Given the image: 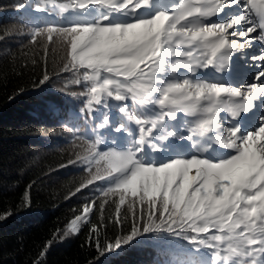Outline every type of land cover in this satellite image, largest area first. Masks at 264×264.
I'll return each instance as SVG.
<instances>
[{"label": "snow or ice", "instance_id": "1", "mask_svg": "<svg viewBox=\"0 0 264 264\" xmlns=\"http://www.w3.org/2000/svg\"><path fill=\"white\" fill-rule=\"evenodd\" d=\"M42 2L75 18L34 26L31 41L46 37L64 46L61 71L72 72V83L83 88L73 93L83 97L80 112L91 118L93 131L119 134L103 149L101 139L88 144L83 159L89 167L102 163L106 175L97 168L76 189L103 180L108 187L100 194L118 197L117 225L127 219L120 210L131 197L130 230L103 247L118 250L141 236L164 233L206 257L195 264H264V71L254 82L236 84L196 76L199 69L230 71L233 52L249 42L229 36L258 31L252 39L264 42V0ZM214 16L220 18L206 22ZM253 59L264 62V55ZM49 79L45 72L40 84ZM114 110L120 114L115 120ZM221 113L231 118L227 126ZM94 203L69 221L60 240L78 234L82 221L90 223ZM89 231L99 248L96 225Z\"/></svg>", "mask_w": 264, "mask_h": 264}, {"label": "trees", "instance_id": "2", "mask_svg": "<svg viewBox=\"0 0 264 264\" xmlns=\"http://www.w3.org/2000/svg\"><path fill=\"white\" fill-rule=\"evenodd\" d=\"M38 5L48 10L37 11ZM74 18L60 15L57 7L42 0H0V215L11 213L0 220V264H34L49 241L40 264H195L206 257L193 255L186 242L164 233L141 236L118 250L103 247L130 230L129 201L120 210V218L127 219L117 225L113 201L118 197L100 194L99 189L108 187L103 180L76 192L98 168L96 162L85 167L80 153L96 139H101L103 149L116 135L93 131L91 118L80 112L83 97L73 93L83 88L72 83V72L61 71L64 49L40 37L32 42L30 35L34 26ZM45 72L50 79L40 84ZM93 201L90 223L82 221L78 234L60 240L69 221ZM93 225L99 248L97 236L89 231Z\"/></svg>", "mask_w": 264, "mask_h": 264}, {"label": "rangeland", "instance_id": "3", "mask_svg": "<svg viewBox=\"0 0 264 264\" xmlns=\"http://www.w3.org/2000/svg\"><path fill=\"white\" fill-rule=\"evenodd\" d=\"M168 0H161V3H167ZM232 8L234 9L235 6H232ZM242 11V9H241ZM221 16L223 14H220ZM220 17L218 16H214L208 19V21L206 22H216ZM235 28H239V26H234ZM229 32H232V29L228 30ZM259 34V32L257 31L256 33H249L248 36H229V39H235L237 41V43H244L245 41H248L249 44L246 45V47L244 49H241L239 51H235L233 52V57L235 58L236 61L239 60L240 63L238 64V72H237V79L230 81L231 79H229V77L231 76V74L227 77V76H220L218 74V72H215L214 70L211 69H199L196 73L197 77L200 76H207L208 78H217V79H224L229 83L232 84H236L241 82L244 79H247L249 81H255V76L260 72V71H264V62H261L259 59H253V57H259L260 55H264V44L263 42L259 41V40H255L252 39V37L257 36ZM55 40V37H54ZM44 41H47V38H44ZM48 42V41H47ZM50 45L52 46H56L60 49H64V51H62V53L64 52V54L66 55V50L64 48V46L62 44L59 43H54V42H49ZM239 55V56H238ZM180 73L183 75L185 73L184 69H179ZM190 75V74H189ZM256 115L259 114V112H255ZM120 114L117 112V115L115 116L113 113L111 114L112 119L115 120ZM182 118H183V113L179 114ZM222 116L225 117V126H227L228 120H230L231 118L227 116L226 113H221ZM186 119V118H185ZM115 135H119L116 134ZM179 143V142H178ZM81 157L84 158L85 156L89 155V153L85 150L84 152H81ZM84 161V165L87 164V161H85L84 159H82ZM95 166H98V168L101 169L100 175H103L104 171V165L98 164L96 165V163H94ZM83 165V166H84ZM86 167V165H85ZM131 197L126 198V202L130 201ZM80 215V214H79ZM75 218V217H74ZM72 218V219H74ZM71 219V220H72Z\"/></svg>", "mask_w": 264, "mask_h": 264}, {"label": "bare ground", "instance_id": "4", "mask_svg": "<svg viewBox=\"0 0 264 264\" xmlns=\"http://www.w3.org/2000/svg\"><path fill=\"white\" fill-rule=\"evenodd\" d=\"M230 64H231V68H230V71H235L236 70V67H235V65H234V61L232 60V58H231V60H230ZM224 73H220V75H223ZM242 115H246V114H242Z\"/></svg>", "mask_w": 264, "mask_h": 264}]
</instances>
